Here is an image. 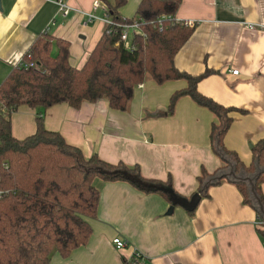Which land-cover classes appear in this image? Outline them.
Instances as JSON below:
<instances>
[{
	"label": "crops",
	"instance_id": "0c3cea01",
	"mask_svg": "<svg viewBox=\"0 0 264 264\" xmlns=\"http://www.w3.org/2000/svg\"><path fill=\"white\" fill-rule=\"evenodd\" d=\"M94 1L66 0L72 10L64 18L54 4L43 0H0V84L47 30L54 39L70 43V62L81 68L107 29L101 9L96 21L82 26L81 13L92 12ZM100 1L108 8L116 0ZM141 1L126 0L119 10L121 18L134 19ZM180 1L176 20L194 23L196 30L175 64L193 75L206 67L215 71L198 89L224 106L244 111L234 114L225 145L249 165L252 146L264 139V0ZM185 86L182 81L159 86L147 80L136 89L127 112L111 110L105 100L85 103L79 110L60 104L45 112V126L61 133L86 157L97 154L109 163L138 166L147 179L171 178L174 192L186 199L197 193L201 169L213 173L223 162L210 146L215 118L207 109L185 97L170 118H157L171 95ZM35 119L36 109L22 106L13 112L14 137L22 140L34 134ZM95 186L101 200L97 217L89 221V242L68 259L53 252L52 264H124L134 252L147 264H264L259 216L243 204L232 183L211 187L192 216L180 206L173 208L167 198L128 182L96 180ZM262 189L264 196V185ZM116 238L125 242V249H115Z\"/></svg>",
	"mask_w": 264,
	"mask_h": 264
},
{
	"label": "trees",
	"instance_id": "16d2710c",
	"mask_svg": "<svg viewBox=\"0 0 264 264\" xmlns=\"http://www.w3.org/2000/svg\"><path fill=\"white\" fill-rule=\"evenodd\" d=\"M180 2L142 0L136 17L128 20L119 13L126 0H116L108 6L115 23L137 21L140 26V33L134 35L129 46L121 41L122 30L116 24L113 29H106L84 65L77 68L70 62V43L44 34L29 49L38 67L13 68L1 82L0 264H52L53 252L68 259L73 251L86 245L93 234L89 221L97 217L101 200L96 180L128 182L147 194L167 198L173 205L165 191L174 192L171 178L147 179L138 166L109 163L97 154L86 157L61 133L45 126V112L60 104L79 110L85 103L105 100L111 110L127 112L136 89L147 80L159 86L181 81L186 84L171 95L169 116L185 97L213 114L209 142L223 165L213 173L201 169L198 191L193 196L201 194V199L208 198L209 189L224 181L236 185L243 204L257 212L261 225L258 232L264 238V216L249 183L225 177L233 171L237 177L254 178L256 194L264 206V139L252 146L250 164L243 163L237 152L226 147L225 137L234 114L244 111L224 106L199 91V83L213 75L214 70L206 67L193 75L177 68L175 57L196 30L195 24L189 26L176 20ZM163 16L171 19L162 21L159 28L158 21ZM22 106L37 110L36 129L31 136L19 140L12 132L11 115ZM197 208L184 209L192 216Z\"/></svg>",
	"mask_w": 264,
	"mask_h": 264
},
{
	"label": "built area",
	"instance_id": "2783aa9c",
	"mask_svg": "<svg viewBox=\"0 0 264 264\" xmlns=\"http://www.w3.org/2000/svg\"><path fill=\"white\" fill-rule=\"evenodd\" d=\"M45 2L48 3H52L57 7V14L66 18L67 16H69L70 12H71V8L67 5L66 0H43ZM101 9L102 11H104V18H103V22L105 23V25L107 26V28H114L115 25L117 23H115L114 18L112 17L110 10L103 6L100 0H95L93 3V7H92V12L90 13H81L82 15V26L83 27H87L89 24L93 23L94 21H96L98 18L96 17V12L97 10ZM169 20L171 19L170 17H161V19H159L158 24H159V28H162V21L164 20ZM187 25L189 26H193L194 23L191 22H186ZM118 27H120L121 31V41L124 43H130V37L138 33H140V26L139 23L137 21L131 22V23H122V24H117ZM249 29H254L253 25H248ZM48 30L45 31L44 34H47ZM132 37V38H133ZM21 68V67H25V68H37L38 65L32 61V56L29 53V51L22 57V59L19 61V63H17V65L15 66V68ZM239 74V71H232V75L237 76ZM142 86V85H141ZM3 193L0 192V196ZM113 246L115 247V249H117L118 251L125 249L126 244L124 241H122L119 238H116L113 240ZM126 264H147V260L138 252H134L132 254V256L126 260Z\"/></svg>",
	"mask_w": 264,
	"mask_h": 264
},
{
	"label": "water",
	"instance_id": "95a60500",
	"mask_svg": "<svg viewBox=\"0 0 264 264\" xmlns=\"http://www.w3.org/2000/svg\"><path fill=\"white\" fill-rule=\"evenodd\" d=\"M225 177H233L239 181H247L249 183V186H250V191L253 195V198L255 199V201L257 202L258 204V207H259V210H260V213L264 216V206L261 202V199L258 197V195L256 194V191H255V185H254V178H248V177H237L233 171H231L229 174L225 175ZM217 180L221 179L220 177L219 178H216ZM215 179V180H216ZM134 180V179H133ZM136 181V180H135ZM139 185H141L140 182L136 181ZM211 182L207 183L210 184ZM206 185V186H207ZM205 190V187L204 189ZM169 196L171 197L172 201H173V208L175 206H180L182 208H186L188 210H192L194 209L195 207H197L201 201V194H196L195 196H193L191 198V200H187V199H183V198H180V197H177L175 195V193L173 191H171L170 189H167L165 190ZM172 208V210H173Z\"/></svg>",
	"mask_w": 264,
	"mask_h": 264
},
{
	"label": "rangeland",
	"instance_id": "374dc122",
	"mask_svg": "<svg viewBox=\"0 0 264 264\" xmlns=\"http://www.w3.org/2000/svg\"><path fill=\"white\" fill-rule=\"evenodd\" d=\"M132 37L133 36L130 37V40L132 39ZM129 44L130 43H126L127 46H129ZM167 110H168V107H167L166 111H159V112H157L156 113L157 114V118H160V117H168V118H170V116L167 113ZM36 114H37V110H36Z\"/></svg>",
	"mask_w": 264,
	"mask_h": 264
}]
</instances>
